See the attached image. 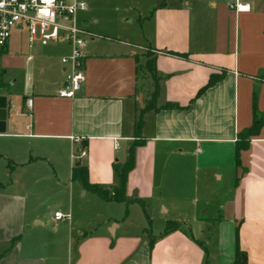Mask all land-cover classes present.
Masks as SVG:
<instances>
[{
    "label": "crops",
    "instance_id": "obj_1",
    "mask_svg": "<svg viewBox=\"0 0 264 264\" xmlns=\"http://www.w3.org/2000/svg\"><path fill=\"white\" fill-rule=\"evenodd\" d=\"M232 2L130 0L134 12L123 21L129 26H121L115 37L98 35L95 40L90 35L85 42V78L72 98L57 96L65 80L61 59L69 55L68 45L34 56L27 50L10 51L8 41L0 53V96L6 98L0 157L10 162L7 173L14 178L8 187L0 182V264H203L204 252L193 237L180 230L147 235L141 225L128 220L129 213L120 221L113 219L107 214L111 208L90 224L93 229L72 221L70 211L63 214L70 216L68 221H55L53 215L44 221L30 199L34 191L20 181L22 172L41 167L58 183L67 172L71 189V170L79 162L91 183L115 185L112 164L125 160L135 121L151 99V94L143 96L146 87H153L151 79L137 73L144 49L155 59L158 94L156 110L141 114L144 143L135 149L127 197L143 200L149 223V213L161 215L164 224L168 218L194 221L179 212L197 207L195 199H177L184 197L180 183L181 195L170 194L172 206L155 195V189L169 172L174 171L175 178L168 179L181 178L177 165L186 160L197 174L212 171L218 187L232 182L227 193H221L223 200L215 205L212 220L217 223L223 217L237 228L243 264H264V122L240 153L245 171L234 166V140L252 124L253 95L256 111L264 113V0H240L250 7L242 13L229 9ZM215 75L220 79L196 97ZM139 95L146 100L144 109ZM167 103L177 107L163 109ZM81 149L85 157L72 159ZM120 152L123 159H118ZM77 189L87 196L79 183ZM94 201L98 207L121 205ZM35 227L49 231L48 242L41 241Z\"/></svg>",
    "mask_w": 264,
    "mask_h": 264
},
{
    "label": "rangeland",
    "instance_id": "obj_2",
    "mask_svg": "<svg viewBox=\"0 0 264 264\" xmlns=\"http://www.w3.org/2000/svg\"><path fill=\"white\" fill-rule=\"evenodd\" d=\"M86 4V9L81 12H77L75 15V23L77 26L82 27L88 34H90L95 40L97 37L106 35L108 37H115L116 33L120 30L122 26H129L123 21L128 19V15H131L132 11L130 0H83ZM99 35V36H98ZM89 37L84 36V40L87 41ZM24 33H18L13 31L10 37V51H22L27 50L30 54L40 52L43 50L51 49V47H60L65 50L67 45L65 43L61 44H49L46 47L41 45L28 46L25 42ZM153 55L149 49L143 50V57L140 59L141 65L144 63L145 56ZM36 59H34V79L37 80L38 67L36 65ZM144 77L148 76L144 73L141 74ZM153 84V82H152ZM153 87H146L143 92L146 96L152 94ZM3 93L0 90V95ZM141 96L140 102L142 104V109L145 107V99ZM151 96V95H150ZM138 111V109H137ZM122 153L118 154V159L122 157ZM3 157V156H2ZM0 158V182L3 186L8 187V183L14 178L10 176L7 172L9 171L10 162ZM171 163V161H169ZM135 166V165H134ZM44 167V166H43ZM177 167L181 168L182 176L176 177V180H170L169 177L175 178L174 171L173 174L170 172L167 174V179H165L163 185L158 186V190L155 189V195L160 197L167 205L172 206L174 202V197L170 194H177V191H180L184 188V197L177 199H195L197 200V207L192 211L190 207H182L179 212L183 213L184 217L191 219L195 217L194 221H188L187 223H180V231L185 234L193 237L197 245L204 252L203 264H233L235 259V248H236V232L237 228L234 227L230 222L224 220L221 217L219 222H214L213 212L215 205H218L222 202L224 195L230 188L232 182H224L218 187V183L215 182L213 178L212 171H200L198 174L192 171L189 167L188 160L183 164H178ZM177 167L170 166L174 169ZM172 173V172H171ZM23 179H20L23 183L27 185L28 190H33L34 194L31 195L30 199L36 202L37 214L42 220H46L47 217L52 216L54 211L60 212L61 214L68 213L72 216V221L77 219L79 222L82 221V224L91 228V223L97 221L98 218H101V215L107 211V208H111L110 212L113 219L120 221L124 219L129 213L128 220L141 225L144 229L145 234H150L152 236H157L158 233L162 232L165 227V222H162L161 215L157 213H149V220L145 215V205L141 207L137 203H130L126 208L124 204L121 205H102L105 207H98L94 203L95 199L98 198L94 194L88 192L87 196H82L81 192H78V183L72 181V188L69 189V176L67 172H64L60 175L59 183L54 180L49 169L45 171L43 168L28 169L21 173ZM180 183V188H179ZM177 184V186L175 185ZM40 186H44V191H39ZM161 186V187H160ZM158 191V192H157ZM208 192H219L220 195L217 197H212ZM70 194H72V207L69 210V200ZM141 200V199H140ZM215 200L217 202H215ZM143 201V200H142ZM102 204V203H101ZM176 204V203H173ZM82 205V208L79 206ZM177 206V205H175ZM188 208V209H186ZM207 210V211H206ZM206 211L205 214L202 213ZM176 216L182 214H175ZM147 220V221H146ZM224 220V221H223ZM167 221H170L169 218ZM180 221V220H179ZM175 222V221H172ZM220 223V226L219 224ZM60 225H62L60 223ZM34 226V224H33ZM37 228V229H35ZM35 230H38L37 233L40 236L41 241L48 242L49 240V231L42 230L40 227H35ZM98 230L102 228L101 226L97 227ZM33 229V230H34ZM93 229V227L91 228Z\"/></svg>",
    "mask_w": 264,
    "mask_h": 264
},
{
    "label": "built area",
    "instance_id": "obj_3",
    "mask_svg": "<svg viewBox=\"0 0 264 264\" xmlns=\"http://www.w3.org/2000/svg\"><path fill=\"white\" fill-rule=\"evenodd\" d=\"M236 13L249 12L250 7L240 0L228 4ZM83 0H0V53L7 46L13 31L24 33L29 44L37 43L45 46L50 43H65L70 53L61 59L65 80L57 96L72 98L84 82L83 49L84 36L89 37L82 27L75 23L77 12L84 11ZM31 100H26L30 106ZM72 142H79L71 138ZM86 155L81 149L72 159L80 161ZM55 221H68L69 215L60 212L53 214Z\"/></svg>",
    "mask_w": 264,
    "mask_h": 264
},
{
    "label": "trees",
    "instance_id": "obj_4",
    "mask_svg": "<svg viewBox=\"0 0 264 264\" xmlns=\"http://www.w3.org/2000/svg\"><path fill=\"white\" fill-rule=\"evenodd\" d=\"M168 53L174 56L178 55L173 52H168ZM137 73L146 74L148 78H150L151 81L153 82L154 90L152 91L151 99L149 103L147 104L144 110L140 111V115L135 121L134 130H133V140L130 143L126 151L125 160L122 163H119L116 161L112 164V172L115 177V185L110 187V186H103V185L96 184V183H91L88 180L86 167L83 165L73 166L71 170V177H70L72 181H77L85 191L94 194L99 199L105 202L124 204L126 208L132 202L137 203L141 207H144V202L142 200L138 198L129 199L127 197L126 184H127V176L130 173V171L134 168V165H135V159H134L135 149L143 145L144 143L143 137L141 136V132H140L141 126H142L141 114L145 110H149V109L156 110L154 108V101L158 94V88H157L158 77L155 72V59L153 55L145 56L144 63L142 65L141 63L138 64L137 62ZM219 79H220V76L218 75L210 77L207 83L197 92L196 97H198L201 93H203L207 88L212 86L214 83H216ZM1 83L2 82H1V74H0V85ZM255 101H256L255 96L253 95L251 126L238 132L234 140V166L235 168H240L242 172H244L245 169L242 168L241 166L240 153L248 149L250 138L252 136L257 135L261 125L264 122V113H258L256 111ZM174 107H177V106L173 104H169V103L162 106L163 109H172ZM1 187L2 185L0 184V189ZM175 230H181L180 224L177 222L168 221L166 222L165 227L163 231L161 232V235H165ZM151 244H152V241H151ZM242 256H243V252L240 251L239 249L237 232H236L235 259L233 261V264H243Z\"/></svg>",
    "mask_w": 264,
    "mask_h": 264
},
{
    "label": "water",
    "instance_id": "obj_5",
    "mask_svg": "<svg viewBox=\"0 0 264 264\" xmlns=\"http://www.w3.org/2000/svg\"><path fill=\"white\" fill-rule=\"evenodd\" d=\"M141 95L138 97V102L140 107L142 108V104L140 102ZM5 119H6V98L4 96H0V134H3L5 131ZM79 162L75 166H79ZM244 261V257L242 258Z\"/></svg>",
    "mask_w": 264,
    "mask_h": 264
}]
</instances>
